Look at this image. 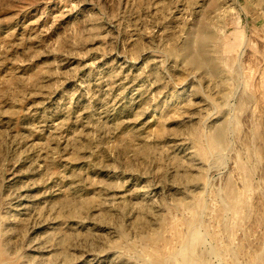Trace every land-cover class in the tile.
Listing matches in <instances>:
<instances>
[{
  "label": "rangeland",
  "instance_id": "374dc122",
  "mask_svg": "<svg viewBox=\"0 0 264 264\" xmlns=\"http://www.w3.org/2000/svg\"><path fill=\"white\" fill-rule=\"evenodd\" d=\"M0 264H264V0H0Z\"/></svg>",
  "mask_w": 264,
  "mask_h": 264
}]
</instances>
